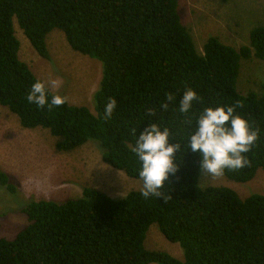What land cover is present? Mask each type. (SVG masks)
<instances>
[{
  "label": "trees",
  "instance_id": "16d2710c",
  "mask_svg": "<svg viewBox=\"0 0 264 264\" xmlns=\"http://www.w3.org/2000/svg\"><path fill=\"white\" fill-rule=\"evenodd\" d=\"M179 1L0 0V105L17 115L22 127L48 129L60 151L98 142L103 160L135 179L140 165L132 151L133 129L138 136L150 122L159 123L180 142L204 107L238 105L259 138L246 153L249 165L224 174L250 182L264 171V84L259 92L243 94L237 81L242 59L264 61V26L253 29L250 44L240 49L210 37L201 53L182 23ZM16 23L45 59L51 58L47 36L60 30L74 51L101 63L95 113L68 100L51 109L28 103L27 94L40 79L20 58ZM187 88L199 99L191 114H182L178 103ZM111 98L117 105L105 118ZM176 155L179 170L158 197L132 191L113 198L87 187L80 198L63 203L30 201L23 209L28 224L14 239L0 230V264H264V195L242 199L229 188H202L200 155L190 150ZM0 184L15 191L1 169ZM155 223L182 247L183 261L145 248Z\"/></svg>",
  "mask_w": 264,
  "mask_h": 264
},
{
  "label": "rangeland",
  "instance_id": "374dc122",
  "mask_svg": "<svg viewBox=\"0 0 264 264\" xmlns=\"http://www.w3.org/2000/svg\"><path fill=\"white\" fill-rule=\"evenodd\" d=\"M182 23L190 30L196 48L203 52L210 37L240 49L250 44L253 29L264 26V0H180ZM21 42L20 58L42 81L57 80L52 91L67 97L75 106L88 107L95 113L94 94L102 79L99 61L74 51L64 33L53 30L47 36L50 60L41 57L16 23ZM264 84V61L252 57L242 59L237 89L247 94L259 92ZM59 139L48 129L22 127L19 117L0 105V169L8 174L15 187L10 192L0 184V230L2 236L14 239L28 224L23 209L30 201L49 200L63 203L82 196L87 187L121 198L132 191H142V180L129 177L103 160V150L96 141L63 152ZM202 188L225 187L242 199L264 195V171L247 183L230 180L224 173L211 176L201 173ZM145 248L163 251L184 260L178 243L166 239L158 224H153L145 240Z\"/></svg>",
  "mask_w": 264,
  "mask_h": 264
},
{
  "label": "clouds",
  "instance_id": "9594fccd",
  "mask_svg": "<svg viewBox=\"0 0 264 264\" xmlns=\"http://www.w3.org/2000/svg\"><path fill=\"white\" fill-rule=\"evenodd\" d=\"M58 86L57 80L48 82L36 80L27 94L29 104L39 109L66 104L67 97L54 93L52 89ZM172 96H168L171 101ZM199 99L193 88L183 91L178 103V112L191 114L195 102ZM117 101L111 98L105 105L104 116L111 118ZM168 109L169 104H162ZM238 105H217L204 107L196 117L193 130L184 138L177 141L168 127L159 123L150 122L137 136L132 151L139 162L138 175L142 180L141 195L149 197L160 196L161 189L170 175L179 170L177 153H198L200 169L211 176H220L225 170L241 169L249 165L246 153L250 152L259 138L250 121L236 110ZM149 113L152 110L149 109Z\"/></svg>",
  "mask_w": 264,
  "mask_h": 264
}]
</instances>
